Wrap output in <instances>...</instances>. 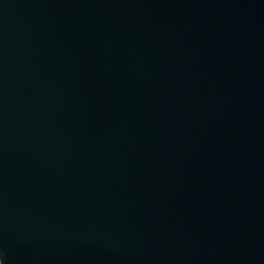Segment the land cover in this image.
Returning a JSON list of instances; mask_svg holds the SVG:
<instances>
[{
    "label": "water",
    "instance_id": "95a60500",
    "mask_svg": "<svg viewBox=\"0 0 264 264\" xmlns=\"http://www.w3.org/2000/svg\"><path fill=\"white\" fill-rule=\"evenodd\" d=\"M4 264H264V0H0Z\"/></svg>",
    "mask_w": 264,
    "mask_h": 264
},
{
    "label": "clouds",
    "instance_id": "9594fccd",
    "mask_svg": "<svg viewBox=\"0 0 264 264\" xmlns=\"http://www.w3.org/2000/svg\"><path fill=\"white\" fill-rule=\"evenodd\" d=\"M0 264H4L3 259H0Z\"/></svg>",
    "mask_w": 264,
    "mask_h": 264
}]
</instances>
